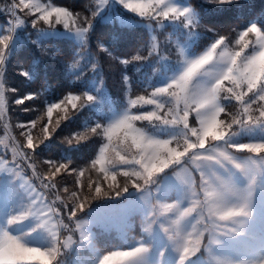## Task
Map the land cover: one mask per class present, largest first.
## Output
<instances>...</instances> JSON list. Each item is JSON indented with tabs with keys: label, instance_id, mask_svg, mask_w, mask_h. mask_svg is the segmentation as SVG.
<instances>
[{
	"label": "rangeland",
	"instance_id": "rangeland-1",
	"mask_svg": "<svg viewBox=\"0 0 264 264\" xmlns=\"http://www.w3.org/2000/svg\"><path fill=\"white\" fill-rule=\"evenodd\" d=\"M15 2L18 4L19 0H15ZM38 2L45 6L61 7L51 2L41 0ZM130 2L148 3L154 2V0H130ZM11 3L13 0H0V8L7 7ZM169 3L180 8L190 7L199 25L198 14L187 0H169ZM85 7L84 10L71 12L79 13L81 17L93 19V23L99 21L118 27L141 28L146 33V39L139 45L136 52L127 59L111 56L109 87L108 85L104 87V78L99 63L102 60L87 50L89 32L85 34V40L81 43L74 33V29L73 33L68 32L62 24L51 29L43 21H38V26L44 30L36 29L32 27L31 21L37 19L40 13H36L35 10L29 13L28 9L21 11L18 8L16 10L18 17L24 20L25 24L18 26L13 32L8 47V56L5 62L0 64V84L3 85V102L0 103V229L7 230L11 235L22 237V242L28 246L47 248L50 245V237L47 231L38 226L39 220L34 216H27L23 221L11 226L6 225V220L10 216L21 213L30 203L28 190L31 186L36 188L46 201L59 212L58 216L52 217V223L49 227H52L56 221H63V224L68 225L67 228H64L57 224L52 229L56 232V237L60 242L58 247L67 246V248L61 247L63 254L58 264H99V260L103 256L109 255L113 251H128L141 244L147 248V251L134 259L132 264H177L179 252L176 243L169 239V235L164 229L170 225L172 220L178 218V213L175 209L169 212L165 205L176 204L181 210L185 207H191L194 199L192 192L198 193L200 201L205 199L204 192L200 188L201 177L197 169L198 162L186 157L187 163L182 162L183 165L179 167H169L155 176L154 183L149 186L148 192L138 191L122 174L123 171L130 170L131 166L119 163L116 155V151L119 150L122 155L129 159L133 155L139 158L137 149L132 146L131 137L125 138L121 129H112L109 133L111 140H109L104 133V128H110L115 120L125 112L130 115L148 112L163 115L168 108H175L178 111L182 109V102L177 107L175 99L167 95L158 97L166 104L163 110L157 109L155 105L143 104L142 102L133 107L129 101L137 99L139 96L150 98L157 87H164L167 83H171V79L179 75L186 60L204 54L219 37L197 50L207 35L201 25L194 30L186 28L180 20H165L158 25L154 20H149L147 17L142 18L129 12L116 0H108L106 4L104 0H92ZM94 9L100 11L93 18L92 11ZM250 24L234 30L229 38L224 36L226 38L225 46L229 52L240 50L242 44H237L236 41L240 38V32L249 27ZM14 25L15 18L10 13L0 12V34H7V29ZM25 25H30V29H25ZM24 29L26 31H23ZM33 30L36 33H33ZM31 35L34 36V40L31 41L33 43H39L47 38H68L77 44L79 51L70 65L72 68L92 75L90 77L91 88L85 93L94 97V100L89 104L93 116H99L105 124L103 126L105 141L97 151L94 160L97 171L102 175V177H98L99 182L98 180L97 182L115 186L118 184V177H120L123 182L120 187L125 185L128 187L127 191L121 192L119 195L115 194L114 187L110 188L112 193L108 196L102 195L100 197L102 199L96 200L95 202H98L92 206L89 204L94 202L93 196L84 199L77 194L80 201H88L83 211L87 212L85 216H80L83 212L78 211L77 217L69 218L71 209L79 201L71 193L65 191L66 185H64L65 188L60 186L56 180L42 173L38 165L39 158H42L47 164H51V167L52 164L55 167L56 162L44 157V154L37 152L38 150L26 147L27 136L32 133L34 121L15 123L14 115L10 113L16 111L14 108L17 104L16 100L24 97L20 96L12 86L11 77H6L5 66L15 48H19L21 44L30 40ZM245 40L254 41L255 36L249 33ZM223 50L224 48L218 46L217 56L218 52ZM244 51L251 54L252 49L249 47L245 48ZM135 55H140L144 59L135 61L132 59ZM122 59L127 60L128 63H121ZM115 64L120 67L117 68ZM10 73H12L11 70ZM125 77H128L127 81H125ZM222 87L224 89L234 88V85L228 81H222ZM244 87L246 88V86ZM235 91L239 92L240 89H235ZM225 94L228 93L223 91L220 93L218 102L221 107L226 108L229 114L226 116L221 113L217 119L230 121L233 115H240L243 109L234 98L230 102L223 100L222 97ZM78 101H74V103ZM261 103L264 102L257 100V104L252 107L257 108ZM180 114L182 115V112ZM253 114L258 115V112ZM132 123L134 127L142 128L148 135L156 139H169V147H176V141L171 139L182 134V125H180V129L165 125L151 126L147 120L133 121ZM189 125L197 129L200 128L199 120L195 117L194 112H190ZM16 129L21 130V134L16 132ZM233 132L234 134L220 142L211 141L208 138L206 148L209 145H215L221 150H227L239 163L256 154L249 153L246 149L239 152L235 149H226L225 145L264 142V125L240 127L234 129ZM22 136L25 138V142ZM189 139L195 141L196 138L189 133ZM122 141L123 143H121ZM179 142L181 145L184 143L183 139H180ZM48 145L45 144L44 148ZM109 160L113 164H109ZM16 165L19 167L17 168ZM113 165L116 167L115 181L111 179V171L107 177L104 172L100 171L101 168L110 170ZM4 169H14V171L8 172ZM209 169L237 187L249 188L251 192L248 201L249 215L240 218L241 222L236 225H228L234 230L217 233L215 243L208 244L209 233L204 232L200 251L186 260L185 264H218V262L221 264H264V169L256 174L251 185L249 184L250 177L245 175L241 169L234 167L233 164L224 162L221 165L212 162ZM15 172H19L20 176L15 175ZM53 173L55 174L53 175ZM57 173L55 168L51 174L55 176ZM42 180L45 184H55V187L43 188ZM132 180H135V177ZM116 199L120 200L116 201ZM67 201L75 202V204L69 208ZM207 215L208 209L204 208L203 216L207 217ZM77 219L80 223L79 228L76 226ZM152 219H155V222ZM197 220H201V222L197 223ZM181 223L187 232L193 231L192 225H196L197 230L204 228L203 221L196 212H193ZM218 223L223 225L225 222L218 221ZM137 232L139 234L136 236ZM187 232L184 233L185 236ZM188 238L191 239V237ZM115 264H119V261L117 260Z\"/></svg>",
	"mask_w": 264,
	"mask_h": 264
},
{
	"label": "snow or ice",
	"instance_id": "snow-or-ice-1",
	"mask_svg": "<svg viewBox=\"0 0 264 264\" xmlns=\"http://www.w3.org/2000/svg\"><path fill=\"white\" fill-rule=\"evenodd\" d=\"M107 2L108 0H104L105 4ZM116 2L139 17H147L149 20L156 21L158 25L165 20H180L190 30H194L199 26L190 7L180 8L169 3V0H154V2L148 3H131L130 0H116ZM209 2L227 4L231 3V0H209ZM18 8L21 11L28 9L29 13L33 10L36 13H40L37 19L31 21L33 28L44 30L39 28L38 21H43L51 29L55 28L56 25L62 24L63 28L68 32L73 33L74 29V33L81 43L84 42L85 34L89 32L93 23V19L81 17L79 13L74 14L63 7L45 6L40 4L38 0H19L18 4L13 0V3L7 7L0 8V12L10 13L15 18V25L7 29V34H0V64H3L8 56V47L13 32L18 26L25 24V21L21 20L17 15L16 10ZM99 11V9H94L92 17L94 18ZM249 33L255 36L254 41L245 40ZM239 36L240 38L236 41L237 44H242L239 51L229 52L225 46L226 38L220 36L204 54L186 60L182 71L171 79V83H167L164 87H157L150 98L139 96L137 99L129 101L133 107L142 102L143 104L155 105L157 109L163 110L166 104L158 97L167 95L175 99L177 107L182 102V109L178 111L175 108H168L163 115H157L153 112L130 115L125 112L115 120L110 128H104V133L109 140H111L109 133L112 129H121L125 138L131 137L132 146L137 149L139 158L133 155L129 159L122 155L119 150L116 151V155L119 163L131 166L130 170L123 171L122 174L129 179L132 187L138 191L144 190L148 192L149 186L154 183L155 176L169 167H179L183 165L182 162L187 163L186 157L198 162L197 169L201 177L200 188L204 192L205 199L200 201L198 193L192 192L194 199L191 207H185L181 210L176 204L165 205L169 212L175 209L178 213V218L172 220L170 225L164 229L168 233L169 239L176 243L179 252L177 264H185L186 260H189L200 251L204 232L209 233L208 244L215 243L217 233L234 230L229 228L228 225H236L238 224L236 218L249 215L246 206L217 208L215 204L216 193L213 190L216 180L207 174L209 165L212 162L221 165L227 162L238 169L241 168V162H236L227 150H221L215 145H209L206 148V140L208 138L211 141L220 142L234 134L233 130L236 128L264 125V103H261L257 108L252 107L257 104V100L264 102V32L253 23L240 32ZM218 46L224 48V50L219 51L217 56ZM249 47L252 49L251 54L244 51L245 48ZM132 59L141 61L144 58L140 55H135ZM121 63L127 64L128 61L122 59ZM22 75L27 76V72L23 71ZM127 80L128 77H125V81ZM222 81H228L234 85V88L224 89ZM235 89H240V91L237 92ZM222 91L230 94H225L222 97L223 100L230 102L234 98L243 109L240 115H233L230 121L217 119L221 113L226 116L229 114L226 108L221 107L218 102ZM33 98V95L29 94L27 97L17 99L16 103L23 104L25 99L31 100ZM65 100L71 104L73 110L78 112L85 105L92 102L94 97L88 93H83L82 97L68 95ZM77 100L81 101L79 105L74 103ZM2 102L3 85L0 84V103ZM62 104H64L63 100L60 103L50 104L47 109L49 121H51L53 109L60 108ZM180 112H182V115ZM190 112H194L195 117L199 120V129L190 127ZM254 112H258V115H254ZM67 118L66 116L65 119ZM144 120H147L151 126L165 125L180 128V125H182V129L180 128L182 134L171 139L176 141L177 146L169 147V139H156L148 135L142 128L134 127L132 123L133 121ZM58 124L59 121H57ZM100 128L101 125L97 123L91 131L96 133ZM189 133L196 138L195 141H190ZM49 136L50 132L46 124L44 125V139H48ZM180 139L184 141L182 145L179 142ZM40 143H43V141ZM69 143L71 144V141ZM26 147L33 150L39 147V144L33 142L30 134L27 136ZM225 148L235 149L238 152L246 149L249 153L256 154L255 156H249L245 160V167L251 168L249 179V184L251 185L255 180L256 174L261 169H264V142L225 145ZM108 163L113 164L111 160ZM16 167L18 168L19 165H16ZM29 167H32V165H29ZM61 168H67V165L61 164L60 167L56 168V172H59ZM4 170L8 172L14 171V169ZM100 171L104 172L106 177L111 171V179L115 181V165L110 170L101 168ZM15 175L20 176V173L15 172ZM133 177H135V180H132ZM41 184L46 189L55 187V184H45L43 180ZM88 187L91 189L93 185L89 184ZM113 187V185H109V188ZM127 189V185L122 188L119 185H115V194L119 195L121 192L127 191ZM95 193L97 196H108L110 194L109 192H102L99 183L95 184ZM71 195L79 203L75 204L71 209L69 213L70 219L77 217V212H83L88 204L87 200L80 201L76 192H72ZM28 196L30 197V203L27 204L21 213L10 216L6 220V225L11 226L23 221L27 216H34L39 220L38 226L47 231L50 237V245L47 248L28 246L22 242V237L11 235L7 230L0 229V264H53V262L58 264L63 254L61 247L67 248V246L58 247L60 242L56 237V232L52 229L57 224L64 228H67L68 225L63 224V221H56V223L52 224V227H49L50 223H52V217L59 215L58 210L49 204L36 188L29 186ZM204 208L208 209L207 217L203 216ZM193 212H196L197 216L202 219L204 228L197 230L196 225H192L193 231L187 232L186 228L182 227L181 222ZM152 221L155 222V219H152ZM218 221L225 223L221 225ZM200 222L201 220H197V223ZM76 226L77 228L80 227L78 219ZM185 232H187L186 236L184 235ZM188 237H191V239ZM146 251L147 248L142 244L128 251H113L109 255L103 256L99 260V264H115L117 260L119 264H132L134 259L140 257ZM218 264H221V262H218Z\"/></svg>",
	"mask_w": 264,
	"mask_h": 264
},
{
	"label": "trees",
	"instance_id": "trees-1",
	"mask_svg": "<svg viewBox=\"0 0 264 264\" xmlns=\"http://www.w3.org/2000/svg\"><path fill=\"white\" fill-rule=\"evenodd\" d=\"M41 1L51 2L75 12L84 10L92 0ZM187 1L197 12L199 25L207 33L197 50L216 37L228 36L229 38L234 30L251 22H254L264 32V0H231V3L227 4L210 3L209 0ZM30 27V25H25L27 30ZM25 29L23 31H26ZM32 32L36 33L34 30ZM145 39L146 33L141 28L118 27L99 21L93 23L88 35L87 50L102 60L99 63L104 78V87L107 85L109 87L111 56L127 59L136 52ZM33 40L34 36L31 35L30 40L21 44L19 48H15L5 66L6 77H11L12 86L17 93L23 97L29 94L34 97L31 100L25 99L23 104H16L14 106L16 111L10 113H13L15 123L34 121V128L30 135L34 143L39 144L36 148L37 152L56 162V166L52 164L54 167L52 168L51 164L39 158L38 165L42 173L56 180L60 186L65 188L64 185H66L68 193L76 192L84 199L93 196L94 202L89 205H95L102 199L100 198L102 195L97 196L95 193V184L99 182L98 177L102 175L97 171L94 160L97 151L105 141L104 120L99 116H93L89 107L90 103L77 112L65 100L68 95L82 97L83 93L91 88L90 77L92 75L72 68L70 65L79 51L73 40L47 38L39 43L31 42ZM117 64L115 66L120 67ZM23 71L27 72V76L22 75ZM62 100L64 104L61 107H65L53 109L51 121H49L48 107ZM80 103L79 100L76 104ZM66 116L67 119H65ZM57 121H59L58 125ZM97 123L101 125V128L93 133L91 129ZM46 124L50 132L48 139H44V125ZM16 132L21 134L19 129H16ZM41 141L43 143H40ZM45 144L49 145L44 148ZM61 164L67 165V168H61L57 175L52 176L51 173ZM121 183H123L122 178L118 177L117 185L121 186ZM89 184L93 185L91 189L88 187ZM99 184L103 192L112 193L108 183ZM64 196L66 197L65 193ZM96 200L98 201L95 202ZM118 200L120 199H116ZM72 201H67L69 208L75 204ZM86 213L85 211L80 216H85ZM138 234L137 232L136 236Z\"/></svg>",
	"mask_w": 264,
	"mask_h": 264
},
{
	"label": "clouds",
	"instance_id": "clouds-1",
	"mask_svg": "<svg viewBox=\"0 0 264 264\" xmlns=\"http://www.w3.org/2000/svg\"><path fill=\"white\" fill-rule=\"evenodd\" d=\"M234 159V157H233ZM245 161L241 162V170L245 173V175H251V168L245 167ZM208 175H210L213 179L216 180V183L213 185V190L216 193V207H241L246 206V210H248V201L251 196V192L249 188H240L231 183L228 180L221 178L211 169H208ZM236 222H240V218H236Z\"/></svg>",
	"mask_w": 264,
	"mask_h": 264
}]
</instances>
